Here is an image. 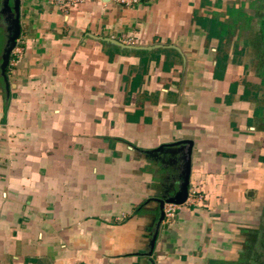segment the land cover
<instances>
[{"label": "crops", "instance_id": "1", "mask_svg": "<svg viewBox=\"0 0 264 264\" xmlns=\"http://www.w3.org/2000/svg\"><path fill=\"white\" fill-rule=\"evenodd\" d=\"M19 1L0 264H247L264 218L256 0ZM185 142L196 196L161 217Z\"/></svg>", "mask_w": 264, "mask_h": 264}, {"label": "rangeland", "instance_id": "2", "mask_svg": "<svg viewBox=\"0 0 264 264\" xmlns=\"http://www.w3.org/2000/svg\"><path fill=\"white\" fill-rule=\"evenodd\" d=\"M6 0H0V55H1V50L5 44L6 41V36L8 35L7 28L10 26L9 20H8V15L7 18L3 17V11H5L4 4ZM10 10L12 9L11 6L8 7ZM262 12L264 13V4H262ZM261 13L255 14V18L259 17ZM7 22V25L5 23ZM256 25L259 29L258 23L256 22ZM6 26V27H5ZM264 35L259 31L255 30L254 33L251 35V42H259L260 45L258 47V51L254 54V57H256L258 64H262L261 68V79H262V86L260 89V92L258 93L257 96V103L256 106L258 109L260 108L261 110V122L262 126L264 129V40L262 38ZM254 47V44L252 45ZM1 63V60H0ZM259 112V111H258ZM264 221V218H263ZM262 221V226L258 230V233H252L250 236H248L249 239V244L246 246V249L244 251V255L246 258H248V263L247 264H264V222ZM257 241V244H255Z\"/></svg>", "mask_w": 264, "mask_h": 264}, {"label": "water", "instance_id": "3", "mask_svg": "<svg viewBox=\"0 0 264 264\" xmlns=\"http://www.w3.org/2000/svg\"><path fill=\"white\" fill-rule=\"evenodd\" d=\"M8 0L5 1L4 8L5 13L8 14V20L10 23V26L7 28L8 35L6 36L5 44L1 50L0 55V77L2 78L4 85L7 86V79L5 76V69L7 68L9 64V58L10 54L15 48L16 41L20 34V24H19V0H13V6L10 10L7 5ZM8 88V87H7ZM184 144L187 145L186 149V158L184 162V170H183V176H182V183L179 188V192L173 199H169L165 202V204H173L176 206L182 205L185 203L187 199V185H188V176H189V155H190V148L191 145L189 142H185ZM164 206V202H161V209ZM164 214L161 213V217H163Z\"/></svg>", "mask_w": 264, "mask_h": 264}, {"label": "built area", "instance_id": "4", "mask_svg": "<svg viewBox=\"0 0 264 264\" xmlns=\"http://www.w3.org/2000/svg\"><path fill=\"white\" fill-rule=\"evenodd\" d=\"M84 1H87V0H52V2L55 3L56 5L62 6V7H65V8L74 6L75 4L82 3ZM110 1L112 3H114L115 5H118V6H121V7H134V6L142 4L145 0H110ZM11 62L13 63V61H11ZM9 63H10V61H9ZM8 66H10V64H8ZM194 196H196L195 191L194 192L192 191L189 195L187 194V199H186L185 203L187 201H189V200L193 201L194 200ZM197 200H200V198L197 197ZM180 206L181 205L176 206V205H173V204H166L164 206V208H163L164 217L165 218L172 217L175 209L180 207Z\"/></svg>", "mask_w": 264, "mask_h": 264}, {"label": "trees", "instance_id": "5", "mask_svg": "<svg viewBox=\"0 0 264 264\" xmlns=\"http://www.w3.org/2000/svg\"><path fill=\"white\" fill-rule=\"evenodd\" d=\"M256 3L258 4L257 5V8H258L257 14H258V13H261L263 11L262 10V4H264V0H256ZM7 5H8V7L9 6L12 7L13 6V0H8ZM245 20L247 22H249L250 20H252V17H246ZM257 23L259 26V31L264 35V13H261L259 15V17L257 18ZM262 40H264V38H262ZM8 70H9V67L7 66V68L5 69V76H7Z\"/></svg>", "mask_w": 264, "mask_h": 264}]
</instances>
